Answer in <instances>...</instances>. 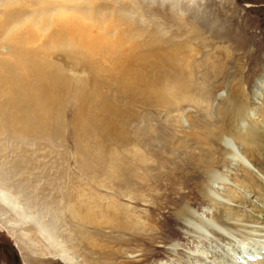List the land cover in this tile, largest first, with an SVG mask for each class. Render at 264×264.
<instances>
[{
	"label": "rangeland",
	"instance_id": "rangeland-1",
	"mask_svg": "<svg viewBox=\"0 0 264 264\" xmlns=\"http://www.w3.org/2000/svg\"><path fill=\"white\" fill-rule=\"evenodd\" d=\"M21 17L38 28L24 47V26L4 39ZM64 17L73 31L61 28ZM10 58L46 67L59 100L29 99L25 117L9 108L0 119V223L14 222L17 234L0 229V264H66L32 220L55 232L72 264H196L195 249H225L211 228L173 217L186 204L217 229L197 193L204 179L190 168L217 144L187 138L182 118L211 123L232 77L261 110L264 0H0V68ZM42 78L28 68L25 81ZM9 90L0 83V101ZM229 165L219 169L227 178L241 175ZM78 231L103 243L78 247Z\"/></svg>",
	"mask_w": 264,
	"mask_h": 264
},
{
	"label": "bare ground",
	"instance_id": "bare-ground-1",
	"mask_svg": "<svg viewBox=\"0 0 264 264\" xmlns=\"http://www.w3.org/2000/svg\"><path fill=\"white\" fill-rule=\"evenodd\" d=\"M75 24L76 21L73 20L72 17H64V21L61 23V28H64V30L67 31H73L72 29ZM45 25L47 26V23H45ZM21 26H24L27 30V33L25 31L26 34H23L18 41L19 44L24 47V45H26L25 43H28V30L33 34L38 30L36 27L37 25H34V21L28 20L26 17H21L15 25L8 29L5 33L6 37L4 39L13 41L16 38L14 36L16 35L15 32L17 33V31H19L18 28H22ZM2 65L3 67L0 68V83L9 84L10 90L3 95L0 101L1 120L5 117L8 118L10 111L13 113L19 111L23 113V117H25L24 107L29 99L34 101L46 99L52 104V106L55 105L54 102H57L56 100H59V97L56 95L57 89H54L53 84L49 81V70L46 67H43L42 64L38 62H28V59L25 58H10L7 61L4 60ZM28 68L32 69L36 75L42 76L43 83H41V81L39 83L40 79H36V82L32 85L26 83L25 76L28 73ZM261 82L263 83L261 85H264V77L261 79ZM27 85L28 89L30 87L34 91V95L26 98L24 93ZM261 85L257 81L255 88L251 90L252 93L254 92V89L261 88ZM226 92L227 93L224 94L225 96L220 99L219 104L214 107L213 116L211 117L213 120L211 123L201 121L193 122L190 120V116L182 118L185 132H187V138L195 143H204V145L205 143L208 144L209 141H213L217 144L215 153L211 154L205 151L206 155H202L203 160L199 163H197L198 161H192L190 163V168L194 169L193 173L201 174L200 177H203L204 179V183L201 184L199 189H197V193L201 198L207 201V210L211 211V216L212 212L218 214V220L215 221L217 229L212 226L214 224H212L211 221L209 222L207 219L208 216L200 215L199 212L186 204L178 207L175 210V213H173V217L174 219L176 218V220L177 218H179V220L182 219V221H184L185 224H188V226L196 223L198 227L204 226L205 228H211L210 230L213 231L212 233L219 236L218 240L220 243L224 244L225 249L223 248L224 251L221 250L220 252L217 251V248L213 249L211 245L203 246V250L195 249L194 253H197L194 254L197 257L196 261L205 264H264V103L261 110H255L249 102L250 98L248 97V91L245 90L239 77H232V79L229 80ZM260 95L261 93H258L257 96L259 97ZM9 108L10 111H8ZM13 115L14 114L10 115V117ZM135 156H139L140 158L141 154L136 152ZM229 164H234L237 167V170L240 171L241 175L237 176L236 173L233 172L232 176L229 174L231 178H227L226 172H229L228 169H226V171L219 169L221 167L225 168L226 165L229 167ZM176 173L177 171H174V174ZM186 175H189V173H186ZM215 185L222 187V194H219L218 191L215 190ZM3 194L5 193L3 192ZM3 194H1V196ZM5 199L6 198L2 199L1 197L0 200L1 203L6 205ZM211 216L209 217L211 218ZM130 219V216H126L124 222H130ZM12 223L14 222L3 220L0 223V229H5L9 231L11 235L17 237V234L14 233L15 230L12 231ZM32 223L38 234L45 241L48 250L51 251L56 248V250H58L56 253L58 258L66 264H72L71 261L70 263L68 261L72 259L71 257L74 254L71 257L66 255V253H69V250L68 248L63 247L58 240H54L55 232L52 233L50 229V231L47 230L48 228L46 229V227L38 220H32ZM141 232L144 235H148V239L150 240L152 232L147 230ZM78 234L82 240L78 242V247L83 241H85L88 242V245H91V247L96 248L99 245L96 241L101 240L100 234L92 233L90 231H78ZM234 236L241 239V245L239 246L242 249H240V251L237 249V246L234 245ZM175 245L176 244H173L171 246V250H174L173 247ZM229 246L232 247V250H234L236 254L238 252L239 254H243L232 255L228 250ZM147 247L148 246H146V249ZM207 251L209 254L211 253V255H208ZM226 258L230 261L228 260V262H226L224 260ZM81 262L82 259L80 263ZM198 262H196V264H200Z\"/></svg>",
	"mask_w": 264,
	"mask_h": 264
}]
</instances>
